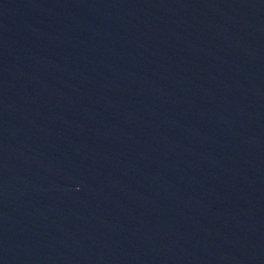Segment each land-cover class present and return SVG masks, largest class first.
<instances>
[{
    "label": "water",
    "instance_id": "95a60500",
    "mask_svg": "<svg viewBox=\"0 0 264 264\" xmlns=\"http://www.w3.org/2000/svg\"><path fill=\"white\" fill-rule=\"evenodd\" d=\"M137 0H0V165L40 108Z\"/></svg>",
    "mask_w": 264,
    "mask_h": 264
}]
</instances>
